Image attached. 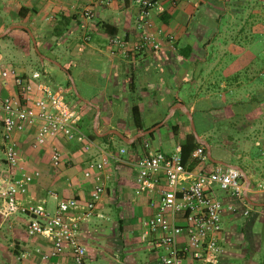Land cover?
I'll use <instances>...</instances> for the list:
<instances>
[{"label":"crops","instance_id":"crops-1","mask_svg":"<svg viewBox=\"0 0 264 264\" xmlns=\"http://www.w3.org/2000/svg\"><path fill=\"white\" fill-rule=\"evenodd\" d=\"M155 1L162 7V12L152 13L155 26L162 30L161 49L123 52L110 45V38L135 40L137 6L133 0L93 6L90 18L82 12L91 0H0V33L10 26H26L39 52L60 64L51 63L65 76L59 80L64 83L70 70L78 96L72 84L71 89L78 99L71 97L69 104L80 112L78 127L89 140L88 148L84 142L63 137L33 147V128L15 132L13 142L20 161L12 167V174L39 172L21 200L42 205L49 212L55 209V196L84 203L94 184L93 178L84 176L87 162L103 154L113 157L102 171L104 193L95 213L79 226L85 264L97 257L92 258L93 253H101L98 240H104L107 249L112 244L119 251L128 248L132 245L128 235L135 228L155 256L156 235L145 234L141 222L155 213L165 179L159 175L150 191H141L135 182L137 163L147 150L161 151L153 146L154 141L171 154L180 148L185 135L193 134L184 109L192 115L201 141L217 139V145L208 143L211 163L195 152L199 147L184 165L187 170L238 168L245 181L264 179V0ZM21 7L32 11L20 17ZM20 29L10 30L12 37L6 39L12 42V55L27 57L28 37ZM58 29H62L60 35ZM48 59L42 58L44 62ZM18 69L24 74L33 72ZM15 89L12 80L6 84L0 80V99ZM63 91L69 95L70 88ZM134 105L139 107L141 124L148 128L144 131H137L130 121ZM141 132L146 133L137 136ZM90 133L98 138L91 139ZM107 135L112 136L100 139ZM53 146L61 152L57 167L51 165ZM0 150V175H5L1 139ZM208 193L222 205L219 263L230 264L223 262L230 249L239 259L245 258L248 247L253 255L261 254L258 262L250 264H264V192H246L239 198L210 186ZM252 210L255 214L250 217ZM241 216L246 218L243 224L238 223ZM26 220L21 214L7 219L0 216V264H37L40 253L51 252L47 237L27 234ZM255 226L256 232L252 231ZM22 252L29 255L18 260ZM49 261L73 264L68 249Z\"/></svg>","mask_w":264,"mask_h":264},{"label":"built area","instance_id":"built-area-1","mask_svg":"<svg viewBox=\"0 0 264 264\" xmlns=\"http://www.w3.org/2000/svg\"><path fill=\"white\" fill-rule=\"evenodd\" d=\"M115 1L91 0L82 16L90 18L93 6H108ZM133 2L137 6L135 40L128 42L122 37L112 36L110 45L123 52L161 49L162 30L155 26L152 13L154 10L162 12V7L155 0ZM1 61L0 54V80L3 84L12 80L16 89L15 93L0 99L1 143L7 165L6 174L0 175V216L7 219L17 214L24 215L28 235L50 240L51 252L40 253L37 264H51L50 257L65 249L69 250L73 264H85L86 248L78 239L79 226L95 213L104 193L102 171L113 157L103 154L99 159L87 162L84 176L93 178L94 184L89 199L84 203L74 198L60 199L55 196V209L49 212L42 205L23 202L21 196L26 194L28 185L39 176V172L19 176L12 174V167L20 161L13 142L15 132L33 128V147H41L50 139L63 137L68 141L84 142L88 148L89 140L78 127L80 112L65 100L61 90L48 85L37 71L20 73L13 67L4 66ZM195 152L205 159L202 148ZM60 162L61 152L53 146L51 165L57 167ZM137 166L135 182L141 191H150L152 182L158 181L159 175L165 179L155 213L141 222L145 234L156 235L154 264H219L222 247L218 234L222 229V205L208 193V187L215 186L239 198L246 192H264V179L254 183L245 181L236 168L218 167L209 172L187 170L181 161L180 148L171 154L147 150ZM35 251L40 252L39 249ZM28 255L22 252L17 259Z\"/></svg>","mask_w":264,"mask_h":264},{"label":"rangeland","instance_id":"rangeland-1","mask_svg":"<svg viewBox=\"0 0 264 264\" xmlns=\"http://www.w3.org/2000/svg\"><path fill=\"white\" fill-rule=\"evenodd\" d=\"M8 21L10 22L11 19H9ZM12 32L13 31L9 33L11 37ZM6 38H4L3 36L0 39V54L2 56L1 62L4 66L13 67L20 73H22V71L18 68H23L27 73H29V71H37L39 73H42L41 75L49 85L53 87L63 86V82L59 80V78L64 79V74L57 67L51 66L52 62H44L42 58L39 60L40 57L35 54L33 50L34 46L31 41H27V50L29 51V55L27 57L20 55L14 56L12 55V42L11 40H7ZM1 118L2 114L0 113V120ZM153 146L160 148L162 152L165 151V147L162 145L161 148V144H159V141L157 140L153 142ZM0 156H2L1 150ZM254 214L255 211L252 210L250 217L254 216ZM245 220L246 218L241 216L238 218V223L243 224ZM225 226L226 225H224V227ZM252 231L256 232L258 231V228L256 226L253 227ZM139 234L141 235V232L138 228H135V232L128 235V238H130L132 245H130L128 248H124L122 251H119L115 244L110 245V248L107 249V247L109 246L106 244V242L104 240H98V242L100 243L99 250L101 251V253H93L92 258L96 256L97 257L92 259V261H88L87 264H151L152 261L155 260L156 254L154 256V254L150 251V248L147 246L146 240L142 239ZM94 241L97 242V240ZM89 245L91 246V244ZM228 252L229 253H227V255H223L224 263L227 262L230 264H250L251 262H258L259 258L261 257V254L259 252L257 253V255H253V253L248 250V247L245 249L246 255L243 259H239L237 255H234L236 253L233 252L232 249L228 250Z\"/></svg>","mask_w":264,"mask_h":264},{"label":"trees","instance_id":"trees-1","mask_svg":"<svg viewBox=\"0 0 264 264\" xmlns=\"http://www.w3.org/2000/svg\"><path fill=\"white\" fill-rule=\"evenodd\" d=\"M32 10L26 8V7H21L18 11V15L20 17H24L28 12H30ZM24 34L25 36L28 37V40L31 41L30 39V36L28 34V32L24 29H20ZM62 29H58V33L57 35H60ZM11 32V31H10ZM9 32V33H10ZM9 33H7L4 38L8 37ZM114 34V33H113ZM67 71L70 73V70L67 69ZM42 74V73H40ZM71 74V73H70ZM65 87H69L70 88V91H69V95H67L63 90ZM55 89L57 87H54ZM61 89H62V92L64 94V97H65V100L67 102H69V100L72 98L74 99H78L76 97V95L74 94V92L72 91L71 89V82H70V79L68 78V76L66 77V81L63 83V86H61ZM74 107V106H73ZM76 108V107H75ZM130 121L132 122V124L135 126L136 130L137 131H144L148 128L144 127L142 124H141V114H140V111H139V107L137 105H134L131 107V110H130ZM151 135V133H150ZM108 136H112V135H107V136H104V137H100L101 140L105 139V137H108ZM89 137L91 139H95V138H98L94 133H90L89 134ZM142 137H139L137 139V141H141ZM208 143L210 145H213V144H216L217 145V139H214V143L213 141L211 140H208ZM134 143H131L130 146H133ZM202 148L203 149V152H204V157H205V162H208V163H211L210 160L207 159L206 157V149L205 147L201 146L195 139L194 135L192 133H189L187 135H185L184 139H183V142L180 146V155H181V161H182V164L185 165L187 163V160L189 159L191 153L196 150L197 148Z\"/></svg>","mask_w":264,"mask_h":264},{"label":"water","instance_id":"water-1","mask_svg":"<svg viewBox=\"0 0 264 264\" xmlns=\"http://www.w3.org/2000/svg\"><path fill=\"white\" fill-rule=\"evenodd\" d=\"M13 28H21V29L26 30V31L29 33V35H30V37H31V39H32V43H33L34 49H35V51L37 52V54L40 55V56H41L42 58H44V59H48V58H46L44 55H42V54L39 52V50L37 49V45H36V42H35V40H34V37L32 36L30 30H29L26 26H23V25L10 26V27L7 28L6 30H4L2 33H0V38H2L3 36H5V35H6L10 30H12ZM48 60L51 61V62H53V63H55V64H57L58 66H60L59 63H57V62H55V61H53V60H51V59H48ZM67 75H68V77H69V79H70V82H71V84H72V87H73V90H74L75 94L78 96V92H77V90H76V87H75V85H74V81H73L71 75H70L69 73H67ZM184 112L186 113L187 117H188L189 120H190L191 128H192V131H193V134H194V137H195L196 141L199 142V143H201V144H203V145H205V147H206V151H207V158L211 160L210 146H209V144H208L207 142H205V141H201V140L199 139L198 135L196 134L195 128H194L192 115H191L186 109H184ZM111 132L117 134L120 138L125 139V138H124L120 133H118L117 131H115V130H111ZM146 132H147V131H146ZM146 132H141V133L137 134V136H141V135L145 134ZM236 169H238V168H236ZM238 170H239V169H238Z\"/></svg>","mask_w":264,"mask_h":264}]
</instances>
